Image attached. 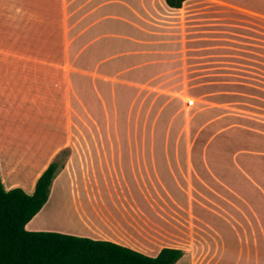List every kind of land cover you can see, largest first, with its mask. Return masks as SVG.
<instances>
[{
    "label": "crops",
    "instance_id": "0c3cea01",
    "mask_svg": "<svg viewBox=\"0 0 264 264\" xmlns=\"http://www.w3.org/2000/svg\"><path fill=\"white\" fill-rule=\"evenodd\" d=\"M263 5L264 0H185L179 8L165 0H0L5 190L32 194L42 172L64 152L42 206L60 208L51 220L67 209L70 221L54 222L60 232L112 241L148 256L177 248L182 256L175 264H264L263 184L224 180L220 189L199 184L193 192L186 174L182 182L191 189L186 187L184 209L173 192L177 178L168 182L164 174L192 170V153L128 149L118 145L133 142L132 137L101 134L103 126H112L107 116L119 74L155 73L149 67L154 61L146 57L148 45H156L158 56L172 65L202 57L221 61L212 57L232 47L214 44L220 37L213 15L221 16L219 33L230 35L231 14L261 17ZM91 113L95 117L86 119ZM86 125L98 133L82 134ZM164 194L172 206L165 205ZM205 212L215 215L207 218ZM208 219L227 222L231 231L219 232ZM250 233L253 241H245ZM229 238L236 240L230 244Z\"/></svg>",
    "mask_w": 264,
    "mask_h": 264
},
{
    "label": "rangeland",
    "instance_id": "374dc122",
    "mask_svg": "<svg viewBox=\"0 0 264 264\" xmlns=\"http://www.w3.org/2000/svg\"><path fill=\"white\" fill-rule=\"evenodd\" d=\"M213 17L215 37H220L214 44L232 47L229 52L226 49L222 55L212 57L221 61L206 62L207 57H202L201 62L172 65L158 56L156 45H148L146 50L151 53L146 57L154 61L149 62V67L155 73L144 78L119 74L118 94L113 96L112 108L106 115L112 126L108 123L101 128V134L133 138V142L119 143V147L192 153V170L174 175L166 170L164 174L168 182L177 178L173 192L184 209L189 194L186 187L191 189L186 181L182 182L186 174L192 178L193 192L199 184L220 189L224 180L236 183L240 179L245 186L264 185V16L231 14L230 35L219 33L221 27L216 23L221 16ZM101 116L106 117L104 113ZM89 117L95 115L91 113L86 119ZM95 129L98 133L97 127L82 126L81 133L93 134ZM65 156L66 153L58 157L60 164ZM164 197L165 205L172 206L170 197ZM53 208H42L26 229L60 232L55 220L59 225L66 224L69 215L67 209L66 213L60 210L51 220L52 212L60 209ZM182 212L187 214L183 208ZM203 215L211 218L215 214ZM208 220L219 232L231 231H227L229 224L225 221L222 224L216 219ZM233 223L242 233V218L240 223ZM253 239L254 233H250L245 241ZM228 240L233 244L236 239Z\"/></svg>",
    "mask_w": 264,
    "mask_h": 264
},
{
    "label": "trees",
    "instance_id": "16d2710c",
    "mask_svg": "<svg viewBox=\"0 0 264 264\" xmlns=\"http://www.w3.org/2000/svg\"><path fill=\"white\" fill-rule=\"evenodd\" d=\"M185 0H165L172 8ZM64 154V152H63ZM60 167L52 161L36 181L32 194L5 190L0 180V264H175L182 250L164 247L148 256L108 240L55 231H30V219L45 204Z\"/></svg>",
    "mask_w": 264,
    "mask_h": 264
}]
</instances>
